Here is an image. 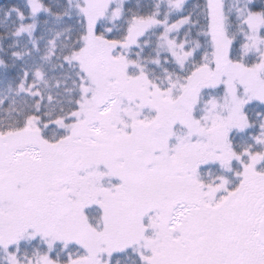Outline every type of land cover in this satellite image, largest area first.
<instances>
[{
    "label": "snow or ice",
    "instance_id": "snow-or-ice-1",
    "mask_svg": "<svg viewBox=\"0 0 264 264\" xmlns=\"http://www.w3.org/2000/svg\"><path fill=\"white\" fill-rule=\"evenodd\" d=\"M0 264H264V0H0Z\"/></svg>",
    "mask_w": 264,
    "mask_h": 264
}]
</instances>
